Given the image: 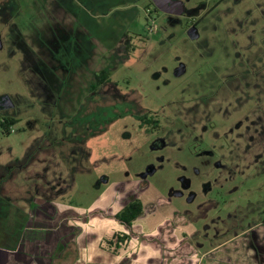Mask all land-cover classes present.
Instances as JSON below:
<instances>
[{
    "label": "rangeland",
    "instance_id": "obj_1",
    "mask_svg": "<svg viewBox=\"0 0 264 264\" xmlns=\"http://www.w3.org/2000/svg\"><path fill=\"white\" fill-rule=\"evenodd\" d=\"M151 2H92L74 17L67 0H0V120L15 121L9 134L0 126L7 247L33 211L46 217L37 206L49 199L91 220L97 238L141 235L162 264H226L228 250L257 264L234 237L264 227V0L200 17L148 14ZM79 16L88 48L58 51ZM102 71L123 95L109 84L93 102ZM150 165L158 170L142 185ZM171 192L183 196L168 201ZM129 193L144 211L125 227L115 217Z\"/></svg>",
    "mask_w": 264,
    "mask_h": 264
},
{
    "label": "crops",
    "instance_id": "obj_2",
    "mask_svg": "<svg viewBox=\"0 0 264 264\" xmlns=\"http://www.w3.org/2000/svg\"><path fill=\"white\" fill-rule=\"evenodd\" d=\"M37 207L48 209L49 215L42 217L32 213L36 219L23 227L13 248L7 247L0 237V264H162L161 255L142 252L150 244L140 243L138 238L141 235H132L135 236L134 240L130 236L129 240L119 243L117 247L113 237L116 233L97 238L99 234H93V222L81 220V216L70 211L71 207L49 199L40 200ZM53 216L57 219H53ZM159 225L161 223L157 227ZM13 227L14 224H8L7 227L0 224V230ZM117 233L122 232L118 230ZM0 236H3L1 231ZM132 240L134 248L127 251ZM231 253L229 250L223 253L225 258L219 261L242 264L235 260L236 253ZM213 255L209 263L215 260L216 255Z\"/></svg>",
    "mask_w": 264,
    "mask_h": 264
},
{
    "label": "flooded vegetation",
    "instance_id": "obj_3",
    "mask_svg": "<svg viewBox=\"0 0 264 264\" xmlns=\"http://www.w3.org/2000/svg\"><path fill=\"white\" fill-rule=\"evenodd\" d=\"M67 1L72 2L69 4V7L71 8V10H68V11L70 13H72V15L74 17H77L79 15V8L78 7H81V9H86L84 5H86V6L91 5L92 2H93L94 6H101L106 2V0H67ZM208 1L209 0H197L194 2V4L192 6H188L190 4V0H164L163 2H160L161 6H164V8L170 10V12H165V11L161 10L152 1L151 2V3H153L152 10L148 9L147 13L150 14V13L154 12L157 14L163 13V14L175 15V16H192V17L199 16L200 17L202 15L210 14L216 7L227 2L228 0H216V3L213 5V7L207 9L206 3ZM103 15H107L106 11L103 12ZM78 18H77V22L75 23L76 28H67L66 32L65 31L63 32L62 36H63V38H66V39L64 41V44L58 45L59 46L58 51L61 50L63 52H67V51H72L74 49H77V51H81V50H84L85 48H88V44H86L82 38L84 36H88V35L90 36V32H89V30L84 29L85 26H84L83 22L81 21L80 16ZM78 25L83 30H80L78 28ZM125 33L126 32H124V34ZM97 76L95 77V82H92L88 88L90 99L93 100V102H97V101H99V99L100 100L103 99L104 95H102L100 93V90L109 84H113L115 87L116 93L115 94L113 93V96L116 95V97H118V96L121 97L123 95V93H120L118 91V89H117L118 85L114 84L111 81L110 77L108 79H106L105 81L99 83ZM58 78H59L58 79L59 81L62 80L61 77H58ZM50 79H57V77H55V75H54V77H52ZM105 108L110 109V107H105ZM105 108L103 107V108L99 109L98 111L101 112V110H103ZM150 122L156 123L157 121L151 120ZM142 123L149 124V120H142ZM153 166L156 168V171H157L158 167H156L155 165H153ZM156 171H155V173H156ZM150 176H152V175L147 176V178ZM138 178L141 180L142 185H145V181L147 178H145V179L140 178V174H139ZM190 195H191V197L189 199V202H192L195 199L196 194L192 193ZM182 196H183V194L181 192H171L169 194L168 201H171L173 197H182ZM133 198H136L135 195L132 193H129L128 199H127L125 205ZM199 207H201V206H199ZM41 209H42V211H41L42 213L46 212L45 214L47 216L49 215V213L47 211L48 209L47 210L45 208H41ZM199 210L201 211L202 217H203L204 213H205L203 211V208L201 207V208H199ZM175 213H176L175 214L176 216H182L184 218V221L190 222L189 220H187L188 219V217H187L188 212L183 213L184 215H182L179 211H176ZM33 214H34V211H33ZM34 215H36V214H34ZM250 230L245 231L243 233V235H241V236L235 235L234 239L236 238V240H237L238 238H240V240L243 241L244 244L249 247L248 250H254V257H255L254 259L256 262L258 261L257 264H264V233H263L264 227L258 226L257 229H254L252 231H250ZM235 241L231 242V244L234 243ZM252 264H256V263H252Z\"/></svg>",
    "mask_w": 264,
    "mask_h": 264
},
{
    "label": "trees",
    "instance_id": "obj_4",
    "mask_svg": "<svg viewBox=\"0 0 264 264\" xmlns=\"http://www.w3.org/2000/svg\"><path fill=\"white\" fill-rule=\"evenodd\" d=\"M97 78L98 82L100 83L108 79L109 74L103 71L97 76ZM14 123L15 121L9 118H6L2 121L0 120V126L6 134H9L12 131L10 127L14 125ZM143 211L144 206L142 201L137 198H133L122 208V210L116 215L115 218H117L120 225L130 227L133 222L143 214ZM113 237L114 240H116L117 247L120 245L119 243H124L130 238L129 235H125L122 233H116ZM110 244H112V242H110Z\"/></svg>",
    "mask_w": 264,
    "mask_h": 264
},
{
    "label": "water",
    "instance_id": "obj_5",
    "mask_svg": "<svg viewBox=\"0 0 264 264\" xmlns=\"http://www.w3.org/2000/svg\"><path fill=\"white\" fill-rule=\"evenodd\" d=\"M152 1L161 10H163L165 12H170V10L165 9L164 6H161V4H160V2H163L164 0H152ZM0 105H1V108H3L2 106L8 107L9 102H7V101L4 102V100L2 99V101L0 102ZM155 171H156V168L153 165H150L146 168V170L143 173L140 174V178L145 179V178H147V176L153 175L155 173Z\"/></svg>",
    "mask_w": 264,
    "mask_h": 264
}]
</instances>
